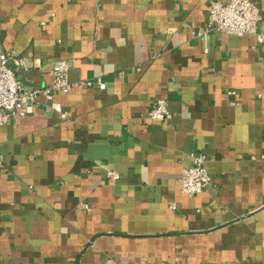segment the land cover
Here are the masks:
<instances>
[{"label":"crops","instance_id":"1","mask_svg":"<svg viewBox=\"0 0 264 264\" xmlns=\"http://www.w3.org/2000/svg\"><path fill=\"white\" fill-rule=\"evenodd\" d=\"M211 1L0 0L25 90L60 59L93 82L0 125V264H264V41L196 35ZM197 153L210 183L189 196Z\"/></svg>","mask_w":264,"mask_h":264},{"label":"built area","instance_id":"2","mask_svg":"<svg viewBox=\"0 0 264 264\" xmlns=\"http://www.w3.org/2000/svg\"><path fill=\"white\" fill-rule=\"evenodd\" d=\"M259 20V10L251 0H212L206 26L196 35L200 36L214 31L236 36L251 34L255 36L258 43H261L264 41V32L258 30ZM21 66H24L21 57H14L12 51H5L0 47V125L12 118L23 116L27 105L36 104L39 95L46 100H51L55 92L69 93L76 85L93 84L90 80L70 81L67 76V63L60 59L55 61L51 67L52 81L49 85L34 90H25L16 78V70ZM96 84L100 89L105 87L99 79ZM53 108L65 117L66 113L61 110L59 103H54ZM169 114L167 101L164 98L157 99L148 111V117L158 121H166ZM190 160L191 165L182 169L179 185L182 192L192 196L200 193L209 185L210 177L205 155L191 154ZM2 163L3 160L0 157V166ZM106 175L113 179L118 178V173L113 169H108Z\"/></svg>","mask_w":264,"mask_h":264}]
</instances>
